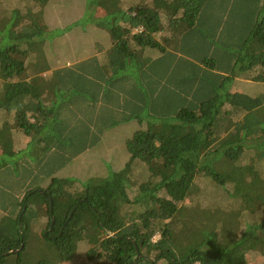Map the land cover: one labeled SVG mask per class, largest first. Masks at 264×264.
Listing matches in <instances>:
<instances>
[{"label":"trees","instance_id":"trees-1","mask_svg":"<svg viewBox=\"0 0 264 264\" xmlns=\"http://www.w3.org/2000/svg\"><path fill=\"white\" fill-rule=\"evenodd\" d=\"M51 2L0 0V264L71 263L87 241L89 264L264 254V92L233 89L264 84V0ZM75 10L107 35L104 62L46 49ZM129 121L121 169L58 176Z\"/></svg>","mask_w":264,"mask_h":264},{"label":"rangeland","instance_id":"rangeland-1","mask_svg":"<svg viewBox=\"0 0 264 264\" xmlns=\"http://www.w3.org/2000/svg\"><path fill=\"white\" fill-rule=\"evenodd\" d=\"M59 3L58 0H52L50 9H57ZM71 16L75 18L69 16L62 18V25H70L72 31L68 33L67 37L64 39H59L54 43H52L51 40V42L47 44L46 49H56L60 58L66 59L64 65H68L73 60L79 61L84 57L91 56H96L100 61L104 62V53L98 51L99 48L95 47L93 42L106 43L108 41L107 35H105L102 30L95 28L90 20V16L82 14V10H75V12L71 13ZM49 18H52V15H50ZM56 21L57 24H59L60 17L57 16ZM84 31H86V33ZM66 48L69 52L66 51ZM137 50L141 56H146L144 59H149L153 54V52L145 48H137L136 51ZM147 55L150 56L148 57ZM51 73L50 71L45 75L48 76ZM233 89L254 96V94L248 91L264 92V84L241 83L236 81L233 85ZM262 112L264 113V107ZM140 128L141 126L135 121L121 122L112 127H108L104 131L100 142H95L93 147H90L76 156L69 165L61 170L62 174L58 176L64 179L78 180L80 184L86 182V180L89 181L90 184H93L97 178L107 176L111 174L112 171L121 169L128 159L126 141ZM13 138L17 146H21L25 143L23 138L17 134H14ZM89 144L90 142H75L70 149L74 150L77 147ZM89 244L90 243L87 241L80 245V251L75 260L71 263L59 262L58 264H89L84 258V251ZM249 259L250 264H264V254L259 251H254Z\"/></svg>","mask_w":264,"mask_h":264},{"label":"water","instance_id":"water-1","mask_svg":"<svg viewBox=\"0 0 264 264\" xmlns=\"http://www.w3.org/2000/svg\"><path fill=\"white\" fill-rule=\"evenodd\" d=\"M53 222V221H52Z\"/></svg>","mask_w":264,"mask_h":264}]
</instances>
